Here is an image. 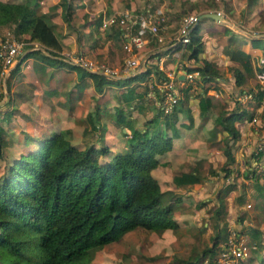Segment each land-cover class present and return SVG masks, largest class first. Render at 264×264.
Segmentation results:
<instances>
[{
  "label": "rangeland",
  "instance_id": "1",
  "mask_svg": "<svg viewBox=\"0 0 264 264\" xmlns=\"http://www.w3.org/2000/svg\"><path fill=\"white\" fill-rule=\"evenodd\" d=\"M33 1L35 0H30L29 2L31 3ZM61 1L62 0H59L58 2ZM190 1H192L193 4L185 0H115L117 7L111 10L114 11V13L119 12L126 8V4H129L132 9L145 3L158 5L165 10L169 17V25L165 32H162L164 36H169L170 33L174 31L173 29L176 25V19L183 13L196 12L200 14L204 11L216 12L218 10L222 17L221 20H217L220 18L219 16H217V19H213L212 17L208 18V16H206V18H202L199 22V31L201 32L204 30L207 32V35L213 36V38L215 37V39H212L213 47L211 50L213 52L218 50L219 40H221L223 34H230L231 32V35H229L228 38L231 36L232 38H236L235 36L237 35L239 36V39L242 38L241 35H246V46L248 48V53H246L247 78L242 86L246 90L251 86H254L251 89L255 90L257 84L253 80V71L251 70L253 69L252 65L254 64L257 67L260 66L258 64V57L262 56L261 54H264V42L261 40L257 45L258 49H262L260 50V55L258 53L254 54V52L248 47V40L251 36L248 33L245 34L242 30H257L261 33L260 36L264 38V0ZM63 2H65V0ZM204 6L206 8H203ZM61 19L64 21L63 7ZM107 30L108 32H112L114 28L112 27ZM54 31L60 34V38L63 36L59 31ZM9 34L26 42V44L22 46V52L18 56L16 63L21 62L24 52H26L30 46H33L32 48H36L38 51H35L37 54L30 53L25 57L27 59L29 57L30 60L32 59V64H34L33 71L30 60H28L29 65L27 67V73H31L30 71L32 70L34 77H31V80H29L27 84L22 81L16 83L14 80L16 78L15 75L18 73V69L21 66L20 63L17 70H12L16 63L13 64L4 80L5 100L0 102V135L2 138L1 146L3 150L2 157L0 158V175L3 174V172H6L8 164L13 158H16L20 153H24L29 148L35 146L39 139L59 130L63 131L64 135L69 138L70 142L78 147H84L91 143L107 145L110 152L107 155H104L103 159L108 158L114 152H123L127 149L124 143L126 141V135L129 133V129H131L132 126L140 127L143 121L149 117L151 118L153 113L157 110L158 106L154 100L144 95L147 90L143 91L144 84L146 83V80L144 79V84L139 80V82L131 83V85L135 84V91H138L137 94L140 97L136 96L133 102L129 103L122 101L120 98V93L128 88V85L126 84H117L115 86L105 84L104 86H108H102L101 90H96L94 87V90H91L92 93L88 94L85 91V93L81 94L76 90L78 86L77 84H86L84 78H87V80L89 79L88 81L92 83V79L90 80L91 77L87 73L84 75L83 79L81 78L82 81H80L81 79L75 81L74 78L67 82L65 77H63L62 80H59V77H54L52 80L51 77L49 79L50 83H48V78H46L47 73L37 68L35 69L36 66L40 67V63H43V65L45 64L46 66L60 65L66 69V71L72 68L73 73L78 75V77L83 76L81 74L85 69L77 65L70 67L69 64L71 65V63L67 61H65L64 64H58L56 61H52L50 57H48L50 55H44L48 54L46 50L44 54L42 53V49L44 48L42 45L38 43L34 45V43H31L30 41L32 40L27 38L26 32H17L16 24L14 22L0 23V36ZM147 37V42L136 48L134 50V55H139L144 59L152 53L148 52L152 50L151 48L153 46L159 47L157 51H159L160 55L164 56L162 64L165 60L163 65L165 68L164 70L168 71H171L166 65L169 61H175L181 66H184V64L188 65V62H192V58L187 56L189 48L186 46L179 56L171 55V51L162 48L163 43L161 42L165 43V41L158 42L155 38L149 35H147ZM239 39H234V45L231 44L232 42L229 39H224V41L226 40V44H223V50L226 49L227 53H229L228 47L237 50L239 44H243ZM119 40L120 38L115 39V42L119 45V49L115 52L116 55L114 54L113 60H111L110 57L104 60L101 56H89L78 50L64 49L62 38L61 50L55 54V57L63 60L61 54H65V52H80L93 61L105 62L122 69L125 64V59L132 56V54L128 50L126 51L121 48ZM165 52L167 53L166 55ZM234 52L236 53V51ZM146 53L148 54L146 55ZM169 56L172 58H169ZM228 59L235 62V59L232 60L229 55ZM176 71L177 70L173 72ZM120 72H122L121 76L128 74V72L119 71L118 75ZM51 74L52 73H49L47 77L51 76ZM227 79L231 78L227 77ZM40 81H42V85L39 88L36 84ZM54 83L56 84L53 89L48 88V86ZM59 84L61 86H59ZM236 95L237 94L235 93L232 94V92H227L225 101L223 98H214L213 101L217 107L221 108L225 105L230 106L234 101L235 106L245 108L248 113H246L244 117L246 121H249L248 130L250 131L248 132V135L243 142H239L236 146L233 144H231L232 146L230 145L231 152H234L238 157L240 156L241 161H238L239 163H236L234 166L232 165L233 167H231V170L227 173L225 169H219V165L222 161L220 162V160H218V155L216 154L214 157L217 158V160L214 159L213 162L217 163L218 172L212 173L207 171L206 168L208 165H204L207 161L206 158L202 156L201 149H203V146H206L208 139H212V133L198 134L196 130H186L181 137H184L185 139L188 137L190 139H195L191 147V153H194L198 158L196 160L197 165L200 166L201 173L205 176L204 179L206 180L200 186H189L187 190L190 191L191 188H193L191 192H196V195L189 193L187 196L184 195L185 198L181 197L176 199V196L179 195H175L177 193L175 190L163 187L168 192V194H166V199H169L172 208H181L182 210H185L189 205L196 208L192 211L193 220L198 223V226H195L194 229L184 226L186 230L183 228H171L172 231L168 229L148 234L134 231L135 233L127 235L124 238L123 248L120 249L112 244L102 246L94 251L93 259L85 264H139V260L144 258L148 260L146 264H181V259L195 252L200 253L201 248L210 243L209 236L214 231V227H219L220 234L224 237L233 231L236 235L239 234L244 238L248 251H246L244 256L237 257L235 264H264V251H261L260 243H254L255 246L251 247L254 239L251 237L248 239L246 232H241L243 227L239 224V217H241V219L243 217L246 218V213H250L248 219H250L252 223L253 221H256L261 214V211L259 210L260 206L257 201H255L257 195L255 196L253 191L264 196V158L262 159V162H260L261 160L257 161L260 166H255L257 163L253 162L250 164L249 162H246V156L248 155V159H251V157L253 158V153L257 149V145H259L257 150L261 152V154H257L258 159L264 154V102L262 100L264 97H261L259 100V104L261 105L258 109L255 107V103L258 101L256 95H253L252 98L242 100H238ZM212 98L213 97L211 96L208 102H210ZM179 101L182 102L181 96L176 103L178 104ZM176 103L168 112L173 109ZM131 104L132 106H129ZM183 106L186 107L187 105L184 104ZM91 111L93 113L92 116L90 114ZM117 111L124 114V117L130 120L132 123L131 126L125 122L116 121ZM179 116V121L192 123V120L186 116L185 112L180 113ZM153 121L154 123H158L160 127H163L164 123L160 116H153ZM195 121L200 127L204 121V117L198 116ZM253 130H255V132H253ZM124 132L126 134H124ZM181 137L177 138L174 142L175 148L179 149L180 152L185 149L184 144L189 145L188 143H183ZM217 142L218 141L215 143ZM195 147H197V149ZM221 152L224 153L223 150H221ZM233 162L231 164H233ZM249 165L251 169H249V172L245 177L243 171ZM161 185L164 186L163 183ZM246 187L249 190V193L247 194ZM182 193H184V190H182ZM217 198L222 199L225 207L221 212L220 219L217 221V226H214L215 219L212 217L211 213L218 205ZM237 199H239L241 203H237ZM250 202L251 207L248 206L246 208V204L249 205ZM253 213L257 215H251ZM262 215L264 216V213ZM242 224L246 225L244 222H242ZM176 226L178 227L180 224L177 222ZM121 252H125V254H121ZM217 252L214 255V258L216 257ZM200 259H204L203 262L205 261V258ZM19 261H25L24 255Z\"/></svg>",
  "mask_w": 264,
  "mask_h": 264
},
{
  "label": "trees",
  "instance_id": "2",
  "mask_svg": "<svg viewBox=\"0 0 264 264\" xmlns=\"http://www.w3.org/2000/svg\"><path fill=\"white\" fill-rule=\"evenodd\" d=\"M185 1L193 4L190 0ZM63 3L68 8V4ZM46 15L37 11L35 1L0 0V23L14 22L17 32H26L29 40L44 47L48 52H42L44 55L64 64V60L55 57L62 47L60 34L45 20ZM202 18L206 16L198 18L193 25L186 45L189 48L187 56L198 64L184 66L187 70L196 69L202 85L207 83L202 91L196 92L198 97L220 74L217 66L199 55L203 50L199 31ZM250 40L254 44L264 42L261 36L250 37ZM154 47L151 49L157 48ZM35 51L38 50H26L21 60L30 53L37 54ZM158 54L159 51L154 50L142 59L139 70L132 74L106 76L86 70L82 74L91 77L96 90H101L105 84L128 85L120 93V98L127 103L133 102L136 96H140L132 82L144 84L150 71L158 80L164 77L152 60ZM230 55L234 58L232 50ZM19 63L12 70H17ZM229 68L234 83L241 84L242 70L234 65ZM144 85L143 91L147 89V82ZM261 97L262 91L258 88L256 98L259 101ZM244 114L245 110L238 108L228 114L222 111L216 121L235 139L238 130L233 122L242 120ZM153 116L161 117L163 127L154 123ZM153 116L145 119L140 127L129 129L125 151L114 152L106 159H103L104 155L110 152L107 145L91 143L78 147L60 130L39 139L35 146L13 158L6 172L0 175V263L85 264L96 249L117 241L128 230L146 233L166 227L175 229L177 222L171 202L166 199L168 192L160 187L151 169L158 163L156 155L171 146L173 134L167 133L166 126L174 131L176 118L173 112H163L159 107ZM125 119L124 114L117 111L116 121L127 124L129 119ZM1 139L0 135V158L3 152ZM260 153L257 150V154ZM227 154V159L231 158L228 151ZM220 168L227 173L230 171L225 162ZM208 171L216 173L211 168ZM199 179L195 169L171 175L172 182L177 185L192 184ZM223 210V201L219 200L211 213L214 226H217ZM209 238L210 243L202 247L200 253L181 259V264H215L214 255L224 236L219 227H214ZM23 255L25 261L20 262Z\"/></svg>",
  "mask_w": 264,
  "mask_h": 264
},
{
  "label": "crops",
  "instance_id": "3",
  "mask_svg": "<svg viewBox=\"0 0 264 264\" xmlns=\"http://www.w3.org/2000/svg\"><path fill=\"white\" fill-rule=\"evenodd\" d=\"M15 1H22V0H15ZM58 1L59 0H35V5H36V9L38 12H44L47 14L45 20L52 26V28L54 30L59 31L61 35H63L61 37L62 42H63V48L68 49V50H78L84 53L85 55H89V56H98V57L101 56V58H103L104 60L110 57L111 60H113L114 54L116 55L115 52H117V50L119 49L118 43L115 42V39L118 38V34L115 30H112V32L111 31L108 32L107 29H111L112 27L103 28L100 26L99 22H100V16L102 14L112 11L111 9L117 7L115 4V0H70V2L69 0H65V4H68V8L64 7L63 1L61 2H58ZM126 6H130V5L126 4ZM62 7H63L64 21L61 19ZM229 35H231V32L230 34H223L221 40H219L218 50H215V52H213L211 50V48L213 47L212 39H215V37L213 38V36L207 35V32H205L204 30L201 31V40H202L203 50L199 55L211 61L215 66L218 67L219 72H220L219 76L218 77L216 76L215 81L214 80L212 82L210 81L209 87L205 89V93H203L201 97H198L196 92L202 91L203 86L207 83H204L202 85L201 80L198 77L195 78V81L189 82V83L185 79H181L180 81L176 82L178 89L182 93L181 95L182 102L179 101L178 104L176 103L173 109L170 112H168L169 114L173 112L176 118V121L174 123L175 124L174 131H172V129L169 126L168 127L166 126V131L168 130L167 133L173 134L171 138V146L168 150L164 151L161 154L156 155L158 158V163L156 164L155 167L151 169V174L158 181L162 189H165L168 187L177 192L175 195H179V196H176V199L181 198V197L185 198V196H187V194L189 193L196 195V192L195 193L191 192L193 188H191L190 191H188L187 188L189 186L192 187L194 185L200 186L206 180L204 179L205 176L201 173V170L199 168L200 166L197 165L196 160L198 158L195 156L194 153H191V147L195 139H190L189 137L187 139H185L184 137L182 138L181 136L183 135L184 131L196 130L198 134L199 133H206V134L212 133V139H208V142H211V143L207 142L206 146H203V149H201L202 156L206 158V161L208 162V164L207 162H205L204 164L205 166L208 165L206 168L207 171L209 168H211L212 170H215L216 173L218 172L217 163L213 162L214 159L217 160V158L214 157L216 156V154L218 155V160H220V162L222 161L219 165V169H220V166L223 164V162H225V167L231 170L230 169L231 167H233L236 163H239L238 161H241L240 156L238 157L234 154V152H231L230 145L233 144L234 146H236V144H238L239 142H243L246 136L248 135V132L250 131L248 130L249 121H246L244 118L247 111L243 107L235 106L234 101L230 106L225 105L223 108L217 107L213 101L214 98H223V100L225 101L227 92H232V94L239 93L242 89H244L242 85H244V82H246V78H247L246 53H248L247 52L248 48L246 46V37H245L246 35H241L242 38L240 39H239V36H237L236 34H235L236 38H232V36L228 38ZM224 39H229L232 42L231 43L232 45H234L233 44L234 39H239L243 44L240 43L238 46L239 48L237 50H235V48L228 47L229 53H227L226 49L223 50L222 48V46H224L223 44H226V40L224 41ZM248 41H249V46H248L249 49H251L254 52V54L258 53L260 55L261 53L260 50L262 49L257 48L258 43L257 44L252 43L250 40V37ZM230 50L233 51L234 58L230 55ZM234 51H236V53ZM166 54L167 53L165 52V55ZM228 55L232 60L235 59V62L229 60ZM261 55H264V54H261ZM159 57L162 60L164 59L163 58L164 56L160 54H158L157 57L154 56L152 58V60L156 62V65H157V60ZM169 58H172V57L169 56ZM23 59L20 62L21 66L18 69V73L15 75L16 78L14 80L16 81V83H18V81H22L27 84V82L31 80L30 78L34 77L33 76L34 64H32L33 63L32 59L30 60L29 57L28 59L25 57ZM28 60H30V64L33 70V71L32 70L30 71L31 73H27L28 72L27 67L29 65ZM164 61H163V65H164ZM187 64L188 66L195 67L197 66L196 64H198V62H194L192 60V62H188ZM166 65L167 67H169L171 71H175L177 69L185 68L184 66L186 64H184V66H181L175 61H169ZM231 65L239 67L243 72V81L239 85H236L234 83L233 75L229 68V66ZM70 67H74V65L71 64ZM252 67L253 69L251 71H253L252 73L253 80L257 84L256 87L261 88L262 94L264 96V79H260L257 76L258 71L262 68V66L257 67L254 64L252 65ZM36 68L41 71L46 72L47 76L49 73H52L51 76L49 77L46 76V78H48V83H50L49 79L51 77H52V80L54 79V77H59V80H62V78L65 77L66 81L68 82V80H72L74 78H75V81H78L81 78L83 79L85 75V74H82L83 75L82 77L81 76L78 77V75H75L73 73L72 68L66 71V69H64L60 65L46 66L45 64L43 65V63H40V67L36 66L35 69ZM150 72H153V71H150ZM179 76L180 78H182L181 75ZM227 77L231 79H227ZM82 79L80 81H82ZM88 80L87 78L86 79L84 78V81L86 82V84L83 83L84 85L81 83L77 84L78 86L76 90L79 91L81 94L85 93V91L88 94H90L92 93L91 90L92 89L94 90L93 84ZM146 81H147V78H146ZM55 84L56 83L48 86V88L53 89ZM36 85H38V87L40 88L42 85V81L38 82ZM59 86L61 85L59 84ZM107 86L108 85L104 87H107ZM252 87L254 86H251L248 89H251ZM41 92H42V89H41ZM211 96L213 98L212 100H210V102H208ZM184 99H185V103H184ZM262 100L264 102V98ZM259 102L260 101H256L255 103L256 104L255 107L258 109L260 108V105H261L259 104ZM184 104L187 106L184 107L183 106ZM237 108L244 109L245 114L242 120H239V121L236 120L233 122L234 126L238 130V136L235 139H233L231 135L227 134L222 129L221 125L216 121V116L217 115L219 116L222 111L225 114H228L231 110H235ZM183 112H185L186 116L190 120H192V123H184L183 121L178 120L180 118L179 114ZM90 114L92 116L93 114L92 111L90 112ZM198 116L204 117V121L200 127L198 126V123H196L195 121V119H197ZM127 124L131 126L132 123L129 120ZM253 132H255V130H253ZM180 137L183 143L189 144V145L184 144L185 149H183L182 152H180L179 149L175 148V145H174L175 140ZM216 141L218 142L215 143ZM123 148H124V145H123ZM195 148L197 149V147ZM221 150H223L224 153H222ZM227 151L229 152L231 158L227 159V155H228ZM260 157L261 158L259 160H261L260 162H262V159L264 158V154ZM253 159H254V156L253 158L251 157V159H248V155L246 156V162H249L250 164L254 162ZM232 162L233 164H231ZM193 168L196 170V172L200 176V179L198 181L193 182L192 184H178V185L172 182L171 175L173 173L180 172V171H186V170L193 171L194 170ZM247 168H248V171L246 170ZM247 168L243 171V175L245 177L247 176L249 169H251L250 165ZM162 183L164 184V186L161 185ZM182 190H184V193H182ZM247 193H249V190L246 187V194ZM253 193H255V196L257 195L255 201H257V203L260 206L259 210L261 211L260 212L261 214L259 218L256 219V221H253L252 223V221L248 219V215H250V213L249 214L246 213V218L243 217L241 219V217H239V220H240L239 224L241 227H243V230H244L243 232H246L248 239L251 236L254 237L253 238L254 240L252 243H254V241H257L258 239V243H260L259 245H261L260 249L261 251L262 250L264 251V218H263L264 216L262 215L264 213V196L257 194V192L255 191H253ZM190 198L193 199L192 197ZM219 200H222V199L217 198V204ZM236 201L237 203H241L239 199H237ZM248 206L251 207V202L249 203V205L246 204V208ZM194 209L196 208L190 205L185 210H182L181 208H177V209L173 208V217L175 220H177L176 222L180 224V226L176 227L175 229L183 228L184 230H186L184 226L194 229L195 226H198L197 225L198 223L195 220H193L192 210ZM251 215L256 216L257 214L253 213ZM242 222L246 223V225L242 224ZM168 229L171 230L170 227L163 228L162 230L165 231ZM156 232H159V231H149L146 233L148 234V233H156ZM132 233H135V232L133 230H128L124 232V234L117 241L110 242L106 245L112 244L121 249L123 248L124 238L127 235H131ZM121 254H125V252H121ZM92 259H93V256L88 261V263ZM147 262L148 260L146 258L139 260V264H146Z\"/></svg>",
  "mask_w": 264,
  "mask_h": 264
},
{
  "label": "built area",
  "instance_id": "4",
  "mask_svg": "<svg viewBox=\"0 0 264 264\" xmlns=\"http://www.w3.org/2000/svg\"><path fill=\"white\" fill-rule=\"evenodd\" d=\"M216 13L220 17L217 20H221L222 17L218 10ZM199 17L200 14L196 12L181 14L176 19L174 31L169 36H164L162 32H165L169 25V17L165 10L158 5L145 3L133 9L130 6H126V8L119 12L114 13V11H109L100 16V26L103 28L113 27L118 33V38H120L121 48L126 51L128 50L132 54V56L125 59V64L122 69L105 62L93 61L80 52L68 51L65 54L60 53L61 58L73 65L82 67L86 71L96 72L106 76H121L122 72L118 75L119 71L132 74L139 70L141 60L143 59L139 55H134V50L147 42V35L155 38L158 42L165 41V43L161 42L163 43L162 48L171 51L172 55L179 56L189 42L190 31ZM242 31L245 34L248 33L251 37H257L261 34L257 30L251 29ZM30 42L34 43V45L37 44L35 41ZM24 44L26 42L15 38L11 34L0 36V102L5 100L4 80L13 64L18 60ZM32 47L30 46L29 49H36ZM158 49L159 47L150 50L148 53ZM42 50L45 52L44 48ZM258 64L262 68L258 71L257 76L260 79H264V55L258 57ZM157 68L164 77L158 80L154 72H149L146 76L147 90L144 95L153 99L163 112H168L181 96L176 82L181 79H185L188 83L193 82L198 72L196 69L187 70L186 68L177 69L176 72L164 70L165 68L160 57L157 60ZM255 92L256 89H242L237 93L236 97L238 100L252 98L253 95H256ZM262 97H264L263 94ZM258 148L259 145H257ZM257 149L254 152V163H257L259 160ZM255 166H260V164L257 163ZM220 243V249L214 258L215 264H235L236 258L244 256L246 251H248L244 238L239 234L236 235L233 231L225 236ZM254 246L255 244L252 243L251 247Z\"/></svg>",
  "mask_w": 264,
  "mask_h": 264
},
{
  "label": "water",
  "instance_id": "5",
  "mask_svg": "<svg viewBox=\"0 0 264 264\" xmlns=\"http://www.w3.org/2000/svg\"><path fill=\"white\" fill-rule=\"evenodd\" d=\"M200 16H208L212 17L213 19H217L218 14L214 11H204L200 14Z\"/></svg>",
  "mask_w": 264,
  "mask_h": 264
}]
</instances>
